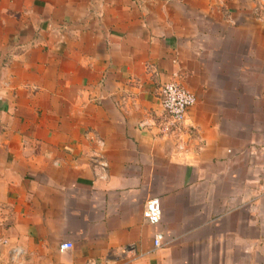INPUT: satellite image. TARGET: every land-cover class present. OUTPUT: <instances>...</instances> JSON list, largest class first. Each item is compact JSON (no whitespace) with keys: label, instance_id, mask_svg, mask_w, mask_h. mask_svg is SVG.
<instances>
[{"label":"crops","instance_id":"crops-1","mask_svg":"<svg viewBox=\"0 0 264 264\" xmlns=\"http://www.w3.org/2000/svg\"><path fill=\"white\" fill-rule=\"evenodd\" d=\"M172 80L197 103L167 139ZM0 242V264H264V0H0Z\"/></svg>","mask_w":264,"mask_h":264},{"label":"built area","instance_id":"built-area-1","mask_svg":"<svg viewBox=\"0 0 264 264\" xmlns=\"http://www.w3.org/2000/svg\"><path fill=\"white\" fill-rule=\"evenodd\" d=\"M159 100L163 112L158 124L160 134L167 139L180 138L184 131L187 130L185 119L189 110L197 103L196 95L181 82L172 80L161 85ZM145 125V123H142L141 126L144 127ZM188 133L194 134V129H189ZM143 217L150 225L156 226L161 223L163 214L159 198L148 200ZM164 242V234L162 232L156 233L153 239L154 250L162 248ZM73 247V244L70 242L64 243L61 246L62 250H71ZM133 250L134 246L125 248V252H132ZM20 254L21 252L15 249L12 258L15 260Z\"/></svg>","mask_w":264,"mask_h":264},{"label":"rangeland","instance_id":"rangeland-1","mask_svg":"<svg viewBox=\"0 0 264 264\" xmlns=\"http://www.w3.org/2000/svg\"><path fill=\"white\" fill-rule=\"evenodd\" d=\"M232 45L230 44V46H228V48H229V52L231 51L230 50V47H231ZM235 50V49H234ZM230 58L233 60V61H235L236 60V58H237V56L235 55V54H232V55H230ZM238 59V58H237Z\"/></svg>","mask_w":264,"mask_h":264}]
</instances>
